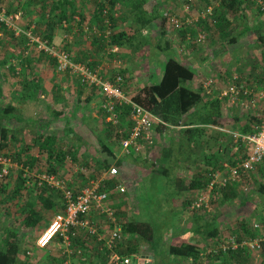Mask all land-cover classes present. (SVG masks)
Instances as JSON below:
<instances>
[{
	"label": "rangeland",
	"instance_id": "obj_1",
	"mask_svg": "<svg viewBox=\"0 0 264 264\" xmlns=\"http://www.w3.org/2000/svg\"><path fill=\"white\" fill-rule=\"evenodd\" d=\"M31 0H0V6L5 7L6 11L8 13H15V12H21L22 13V20L21 25L23 28H29L31 26L36 27V34L43 36V31L45 30L46 24H47V18L48 16H45L50 11L48 8L42 7L41 1L38 4H32L30 2ZM74 5V14H71L72 11L67 8L68 15H72L73 21L76 23H80L77 30H73L72 32L76 33L78 35L79 33L82 34L83 37L81 38H87L90 37L89 35H86V33H82L83 28L88 27L87 29L92 28V26L95 24V21L93 20L92 12L95 9L96 3L98 0H68ZM184 1H188L185 3ZM256 1V0H255ZM254 1V2H255ZM260 2L264 3V0H259ZM200 2V4H199ZM253 2V0H250V3L246 5L245 9V16L248 23L251 22H257V21H263L264 22V14H259L261 11L260 7L256 5ZM184 4V7L181 9V13L176 12V16L174 15L170 19H173L174 21H177V23H180L183 21L185 25L193 24V28L196 29L197 23H195L194 19L199 18V13L205 14L207 12L208 6L205 7L202 3V0H177L173 2L172 4L168 5L165 0H154V2H150L146 5V8L149 9L151 5H155V8L159 13L163 12L165 13L167 10H176V4ZM199 5V6H198ZM29 7H32V10H30ZM68 11H71L70 13ZM36 14L38 18H33L29 22L30 15ZM230 16V15H229ZM74 17L78 18V20H74ZM24 18V20H23ZM185 18V19H183ZM242 19V18H241ZM22 21H24L22 23ZM78 21V22H77ZM188 21V24L186 22ZM71 22V21H70ZM198 22V21H197ZM234 24L236 25V29L232 31V35H236L239 31H241L240 21L234 20ZM28 25V26H27ZM175 24L170 23L167 24L166 29L167 31H170L172 33H177ZM154 27V26H152ZM58 28V27H57ZM61 28V27H60ZM126 30V28H124ZM227 33H230L231 27L227 28L225 30ZM103 32H106L103 31ZM149 33V32H148ZM264 33V30H263ZM4 37L2 41L0 42V59L3 57V60L0 61V84L3 88V98L0 100L3 107H14L15 111H20L22 113V118L27 121L29 119L36 120L37 122L40 121H47V114L44 109V105H40L41 101L42 103L49 101L46 100V96L48 95L49 91L50 93L56 92L54 89H59L58 93L63 92V94H58L60 97L62 95H65L66 92L68 93L70 91L71 86H69L66 81L62 82L61 80H57L58 82H52L49 81L45 82L44 77L45 75L48 77H51L50 75L56 74L55 66H53V63L51 61H48L47 59H41L40 53L35 49L30 52L29 55L24 56L23 52V41L22 43L19 42V40H15V38L12 36V34H6L4 33ZM151 34V32H150ZM80 36V35H79ZM78 36V38H79ZM102 36V35H101ZM94 38V36H91V38ZM92 38V39H93ZM204 38V37H203ZM200 37H194L191 41H188L189 43L181 44V47H177V52H180V49L187 54V56L197 55L196 59L197 61H212L211 63V71L216 72V75H220L219 79L218 77L211 76L208 79H205L201 83H206L209 80H212V85L210 87V93L211 94H217L221 93V91L225 90L227 86L230 84V81L232 80V76H236V86L237 89L240 91V94L235 99H228L225 101L226 109L232 110L228 112V117L224 118L226 120V127L228 132L227 137L225 136L224 143L219 144L216 143L213 139L214 137L209 136L210 146L213 150H216V152H221L222 147L225 146L226 148L223 149V155L221 157H224L223 160H227L229 154V160L225 161L226 163L232 164L235 163L238 160L239 157H243L244 155V149L242 147V144L235 143L234 134H239L240 132L233 127L232 124V113H237L239 115L240 113H244L247 115L248 113L253 112L254 115H256V111H258L257 106L260 108H264V49L263 48H256L255 40L247 37H243L242 39H239L235 44H231L229 42V37L227 38H221L219 34H215L213 32V35H209L208 39H203ZM6 39V40H5ZM71 39V38H70ZM85 40V39H83ZM104 40L107 41V37ZM198 40H200L198 42ZM215 41L214 45L210 44L209 42ZM10 45H8L7 43ZM82 41V40H77ZM12 42V45L11 43ZM184 42V41H182ZM59 44V42L57 41ZM102 43V42H101ZM55 45L58 48H64L65 45ZM103 44V43H102ZM107 44V43H105ZM255 45V46H254ZM212 46V48H211ZM218 46V47H217ZM10 49V52L8 51ZM200 49V54H196L195 51ZM65 50H67L65 48ZM135 50V49H134ZM155 51V50H153ZM137 52V50H136ZM138 52H141V49H139ZM137 52V53H138ZM189 52V55H188ZM70 53V52H69ZM109 53V54H108ZM148 53V52H147ZM154 52H152L153 54ZM71 57L72 54L70 53ZM109 55L110 58L108 57ZM108 57V59H107ZM105 59L103 61H119L118 54L116 56H113L110 49L107 50L105 54ZM14 59L15 61V67L12 68L13 70H8L5 66L7 64V61ZM163 57H159V55L155 54L152 55L151 58H147L146 61H164ZM80 61V60H78ZM166 61V60H165ZM2 63H5V65H2ZM17 71H16V70ZM234 73V74H233ZM59 74V73H58ZM233 74V75H232ZM61 75V74H59ZM64 75V74H62ZM117 75V74H115ZM115 75L112 74L111 78H113ZM58 76V75H57ZM122 76V75H121ZM38 82L39 85V91L41 90V95L39 96L38 103L33 102L31 100V97L28 96V91L30 89V86L33 85L35 79H41ZM74 80L73 76H70L68 74L67 79ZM65 83V84H64ZM64 84V85H63ZM73 85V83H72ZM54 87L53 90H49V88ZM58 87V88H57ZM64 87V88H62ZM85 88V87H82ZM75 89V88H74ZM220 90V91H219ZM247 90L250 92L251 97L244 98L241 94L242 91ZM210 94V95H211ZM207 96L206 94H204ZM42 96L45 97L44 100L42 99ZM251 98L255 102V108L252 107V104H250ZM70 103V102H69ZM72 104V103H70ZM57 113H61L62 115L59 118L51 117V123H50V134L55 133L56 137L59 135L60 138H58L57 145L58 148H60L63 151H68L70 146L73 145V143L76 144V148L72 149L74 151L75 160L73 161L70 159V157L67 158L65 161V164L57 171L56 174L62 180H64L69 187H72L75 190H79L86 185H88L90 182L95 181L98 177L96 172L93 171L92 162L87 160L88 156L93 155V153L97 150H101V136L102 133L104 134V137L108 140L106 142V145L111 146L112 149L116 150L118 149V145L120 140L116 137L114 129L112 132L110 131L109 127L104 122L101 112H99L98 119H95V124L90 125V132L82 130V126L79 129L77 127V124L74 123L76 126L73 128L75 136L80 139V142H76V139L73 140V136H69L67 138L65 137V132L63 131L66 126L65 123H67V119L71 120L67 117V115L64 113L67 112V109L69 107L68 103L54 105ZM237 109V110H235ZM63 113V114H62ZM65 116V117H64ZM258 120L257 125L260 124V120ZM75 120V118H74ZM69 122V126L72 121ZM78 118L76 117V121ZM33 122V121H30ZM29 122V123H30ZM79 124V123H78ZM81 124V123H80ZM9 128H20L22 124H17L16 122L10 121L7 123ZM95 125V127H94ZM88 126V124H87ZM93 126V128H91ZM124 128V127H122ZM109 129V131H108ZM255 129V128H254ZM253 129V130H254ZM103 131V132H102ZM121 131H124V129H121ZM63 132V133H62ZM214 135V134H212ZM204 138L207 137V133L205 135L203 134ZM61 139V140H60ZM27 143H18V142H8L6 144V147H4L0 151V157L6 159L8 162L7 166H0L1 168H6L7 175L0 178V219L2 220V224H5L6 222L10 221L11 224L14 222L20 223L22 221V216L20 214V210L22 209V205L25 203V199L27 197H31L32 201L36 204V194L38 191L37 186H35L36 178L35 176L41 172H46L47 165L45 163V156L40 155L38 153V149L33 144L31 139H26ZM105 140V139H104ZM103 140V141H104ZM75 141V142H74ZM62 144V145H61ZM79 144V145H78ZM29 146V149H25V146ZM218 148V149H217ZM226 151V152H225ZM20 156V158L18 157ZM37 158V163L34 164L32 168L25 167L24 161L30 159V158ZM20 159V160H19ZM29 161V160H28ZM222 163V162H221ZM218 169V168H217ZM22 174V178L26 180L25 186L23 190L21 191L20 196L17 198V200L7 201L5 200V196L11 194V191L19 184V181L17 179L18 175ZM183 174L179 173L178 175ZM141 177V176H140ZM138 177L137 179H141ZM188 175L183 176V179L188 180ZM250 180L247 185V188H244L242 186H237L235 188V193L238 194L237 197L231 202L226 203L225 205H220L219 198H217V191L218 189L215 187L213 191L209 194V202H208V210L202 208L199 211L194 212L195 215H203L205 219H209L211 215H222L223 221L218 222L216 221L214 224L219 228V234H220V240L217 241L220 244L216 245V240L205 242L208 247H211L210 249L217 250L222 249L221 247H228L230 240H238V235L241 237L240 240L245 239L246 240V234L241 232L240 226L245 225L248 230L252 229V225L256 222L261 223V225L264 226V220H261L259 218L262 214H264V205L262 202V198H256L255 191L253 189L255 188V183L260 182L264 179V169L261 170V168L254 170V172L249 176ZM143 179L141 182V186L139 187L136 185V191L135 186L134 189H129V194L125 195H119V194H111V205L110 207L113 209L115 217L118 219V224L124 221V217H122L121 213H124L126 217H133L136 221H142L144 223H148L151 228L153 229V242L160 246L162 245V239L164 236L169 235L170 237L165 242L167 244H171V242L177 241L175 236L177 233H181L182 231H185L187 226L184 225L185 219L192 218V212L189 209V205L196 200V198L199 196V193L205 192L203 191H195L196 194L194 195L193 192L191 195H189L185 200L184 203L191 202L189 205H185L180 212L177 208V205L175 201H169L171 198L175 196L174 194V188L176 187L175 184L171 181V178L169 177H159L158 179ZM247 189V190H246ZM55 192V191H54ZM55 197L53 199L56 202V207L52 210H44L43 208H40V205L37 203L36 209L37 211L43 215L46 222H50L54 215L58 212L57 207L59 208V205L61 204V194L56 191ZM176 197V196H175ZM174 197V198H175ZM246 197L248 199V204L245 206L241 205L242 199ZM245 198V199H246ZM110 203V201H109ZM188 206V207H187ZM175 208V209H174ZM56 212V213H55ZM264 217V215H263ZM43 223V222H42ZM44 223L41 224V229L44 225ZM120 225V224H119ZM46 228V226L44 227ZM41 229L40 232H42ZM2 228L0 225V237L2 235ZM130 238L128 237L122 242L123 243V250L130 249V253L128 256H134V254L140 252L138 251V247H132L129 248V245L132 243L130 241ZM173 239V240H172ZM134 241V239L132 238ZM163 243L164 244L166 243ZM121 243V244H122ZM200 245L203 246L201 243V240L198 242ZM121 244L119 245V252L121 253ZM126 244V245H125ZM264 248V244L262 245ZM127 248V249H126ZM129 248V249H128ZM163 249V248H162ZM145 252V251H144ZM125 253V252H124ZM206 251H204L203 256L207 255L205 254ZM126 254V253H125ZM145 255V253H143ZM124 255V254H123ZM261 252L252 251L249 250V263L248 264H260L262 261H264V258ZM227 259V258H225ZM203 263L208 264H221V261H214L212 263L208 262L206 258L202 260ZM226 261V260H225ZM133 262L135 263V259H133ZM179 263H181L179 261ZM226 264H233L227 262Z\"/></svg>",
	"mask_w": 264,
	"mask_h": 264
},
{
	"label": "trees",
	"instance_id": "obj_2",
	"mask_svg": "<svg viewBox=\"0 0 264 264\" xmlns=\"http://www.w3.org/2000/svg\"><path fill=\"white\" fill-rule=\"evenodd\" d=\"M40 1L42 7L48 8L50 11L45 15L48 16L47 24L45 26V33H43V36H40L38 34L39 37L47 40L49 44H53V30L56 27H61L60 29H62L64 33L63 41L69 42V38H71L72 40L75 33H73L72 31L77 30L79 25H81V22L79 24L75 22V24L69 25V23L73 22V17H71L72 15H68L67 8H70V10L72 11L71 14H74V5L68 0H32L30 2L36 5ZM175 1L177 0H165L168 5L172 4ZM254 1L255 0H253V2ZM184 2L187 3L188 1ZM146 3L147 0H98L95 9L93 10V20L95 21V24L92 26V28H98L100 31V36L97 37L90 31L92 34L91 36H94V38H92L96 41H99L100 47H119L122 45L121 40L125 39L126 36H131L133 34L132 37L141 38L142 31L146 29L150 24L158 21L161 39L160 40L158 37V40H160L161 42L155 48L159 53L167 57L163 69V74L158 84L151 87H143L137 93V95L132 97V100L135 104L148 110L163 124L162 126L160 124H158L157 126L165 128L171 127L176 132V135L171 137L169 143L170 146L164 147L162 149L161 153L163 156L159 158V162L157 165L158 167L152 172L154 174H158L160 177L171 178V181L176 186L174 188L175 196L179 195L178 192L182 193L183 190H181V188L190 191H203L207 189V186L211 181V174L216 171L217 167H219L220 165L219 160L218 158H216V156L210 155L208 159L207 157L204 159V162L211 168L207 173V177H205L204 179H197L192 181L189 185H185L183 179L178 177V173L176 172L178 171V169H181L179 167V164H194L192 157L197 151H199V148H201V152L204 151L202 146L198 145V143L194 141L196 135L202 132L198 128V126H217V124L222 121V119H224L222 103L217 99L214 100L204 98L208 96L204 95L205 93L202 87L197 90H193L188 86V83L193 79V72L179 62V60L174 55V43L172 44L167 41L165 29L167 24H169V18L170 16H176V12L178 13L179 8L182 9L184 7V4H179L178 7L177 3L175 5L178 8L177 11L175 9H172L167 10L165 13H159V11L156 10L155 5H152L150 11L148 12L145 9ZM249 3L250 0H202L201 4H203L205 7L212 6L208 7L211 8L212 11L210 12V14H205L202 19L198 18V22H195L198 26L196 27V29L193 28L194 23L185 25L183 21H181V25H184L178 28V37L181 39V41H191L196 36H202L205 40L209 37L207 36L208 32L211 35H213L214 32L215 34H219L221 38L229 37V42L231 44H235L239 39H242L243 37L247 36V34H249V37L255 40L256 48L264 49V22H247L244 12L246 9V5H248ZM254 3L256 4V2ZM115 7H117V9L114 10ZM104 12L107 15H105ZM122 12H127L125 20L131 21V24L129 26V29H126V31L115 33L113 32V30L117 25L120 26L122 23L119 18L120 13ZM198 13L199 15H201L202 12ZM258 13L264 14V12L259 11ZM236 18L241 23V31H239L236 35H232V32L227 33L225 31L227 28L231 27V31H233L234 28L236 29L235 26L237 24H234V20L236 21ZM70 20L71 22H69ZM63 21L68 22L67 27H63ZM105 30L106 32H103ZM0 32L3 33V37L5 35L4 33L10 35L12 34V32L6 29L3 25H0ZM104 37L105 39L107 37V41L104 40ZM2 39H0V42L2 41ZM209 43L213 44L214 46L215 41L213 40ZM67 44V42L64 43V49H67ZM139 49L140 48L137 49V52L139 51ZM39 53L41 59H47L48 61H51L53 63V66H55L56 60L54 58L48 57L42 52ZM12 60L13 59L7 61V64L5 66L8 70H13L12 68H14L13 66H11ZM2 65H5V63H2ZM76 84L79 85L78 83ZM80 86L81 85H79V87ZM2 90L3 88L0 84V100L3 98ZM34 90H36V88H34ZM257 108L260 107L257 106ZM15 110L16 109L14 107H3L0 101V151L4 147H6V144L8 142L27 143L26 139H31L33 144H35V146L37 147L38 153L45 156L44 164L47 165L46 172L49 174H56L57 171L65 164V161L68 157H70L72 162L76 161L74 151L72 150L76 148L75 143L70 146L68 151L61 150L60 148L62 147L58 148L59 145H57L58 139L56 137V134H50L49 132L51 123L50 117L47 118V121L40 122L29 119L26 121L25 126L22 128H9L7 123L10 121L14 120V122H16L17 124H23L25 122V120L22 118V113ZM116 110L120 115V122L117 126L121 129H125V126L129 127L130 108L128 106H121L117 107ZM60 114L61 113H54V118L61 117L62 115ZM184 116H187V118L184 122H182ZM233 117L234 119H237L235 115ZM257 122L258 120L256 119V117H249L248 125L238 131L243 135L250 134L254 131L253 126L257 124ZM106 125L109 127V129H111L110 131L112 132L113 126L110 124ZM181 126L183 127V129ZM64 132H66L64 138L72 135L74 138L73 140L76 139V142H80L79 138L76 137L73 132H71L68 126L66 130H64ZM126 135V132H123L122 137H120L119 135H116V137L120 140L121 138H125ZM101 145V150L99 152L105 157L104 160L93 158L94 160L91 161L94 170L93 172H96L97 175H101L105 171H107L110 166H115L119 172L120 169L123 170V163L125 158L122 157L120 159H116V156L114 154L115 149H112L111 146H108L106 144ZM25 147V149H29V146L26 145ZM245 156L246 154L244 152L242 159ZM18 157L20 158V156ZM37 158H30L28 159L29 161H24L23 165L25 167L29 166L30 168H32L34 164L37 163ZM170 158L173 159L171 160ZM170 160L172 161V163ZM166 161L169 162V164L166 166V168H164ZM258 168H261V170L264 169V162L258 165L255 170H257ZM17 179L19 181V184L11 191V194L5 196L6 202L17 200L25 186L26 180L22 178L21 173L20 175H18ZM116 182V179H108L107 187H109V189H113ZM35 186L37 185L35 184ZM236 187L237 186L235 184H231L225 188H217L218 190L215 192L217 193V198H219L218 200L220 205H225L226 203L231 202V200L237 197L238 194L235 193ZM253 191H255L256 198L263 199L262 202L264 205V179L260 182L255 183V188L253 189ZM55 194L56 193L54 192V190L46 186L40 187L38 188L36 194V204L34 201H32L31 197H27L25 199L24 205L21 206L22 209L20 210V214L23 218L20 223L14 222L11 224V222L8 221L5 224H2V220L0 219V225L3 230L0 237V264H27L25 260L22 261L20 257V235L24 233L29 237V234L40 228L44 217L37 211L36 205L38 203L40 205V208H43L47 211L54 209L57 206L55 200L53 199V197H55ZM174 197L169 201H175L176 197ZM245 198L246 197L242 199V206L248 204V199ZM190 203L191 202L184 203L183 206L189 205ZM191 212L193 224L187 226L186 231L189 234L195 235L196 239L197 237H199L202 240L201 243L203 244V246L199 243H196L197 240H195L194 242L192 241V239L183 244L171 245L168 249V253L172 258L181 261L183 264H204L202 261L204 257L210 263L220 260H222L221 264H226L229 261L230 263L233 262V264L249 263V250L228 249L224 251L218 248H216L217 250H214L210 249L211 247H208V245L205 243L208 241L216 240V245L218 246L220 244L219 242H217L220 240L219 228L214 223L216 221L222 222V215L218 216L213 214L211 215V217H209V219H205L203 215H195L194 212L196 211ZM263 215L264 214L259 217L261 218V220H264ZM119 226L121 227V231L123 234L129 235L133 239L135 238L140 245L148 246L151 249H158V246L160 244L156 245L152 241L153 229L148 223L132 220L130 222L120 224ZM246 227L247 226H245L244 224L240 226L241 232L246 234V240L254 239L257 234L252 229L248 230ZM240 237L241 235H238L237 242L241 241L239 239ZM129 251H125L126 255L131 254V251ZM204 251H206V256H203L202 254L204 253ZM259 252H261V254L264 256L263 246L261 247ZM121 254L123 253L121 252ZM102 255H104L103 258L106 257L105 253H103ZM260 264H264V262L262 261Z\"/></svg>",
	"mask_w": 264,
	"mask_h": 264
},
{
	"label": "crops",
	"instance_id": "obj_3",
	"mask_svg": "<svg viewBox=\"0 0 264 264\" xmlns=\"http://www.w3.org/2000/svg\"><path fill=\"white\" fill-rule=\"evenodd\" d=\"M150 2H154V0H147L146 5ZM146 5H145V9L149 12L152 5L150 6L149 9L146 8ZM29 8H30V10H32V7H29ZM115 9H117V7H115L114 10ZM176 9H177V6H176ZM180 11H181V9L179 8L178 13ZM70 12L71 11H69V13ZM126 13L127 12L120 13L119 18H120V21L122 23L120 26L117 25L116 28L113 30V32L116 33V32L126 31L124 28L129 29L131 21L125 20ZM93 14H94V11L92 12V15ZM30 16L31 17L29 19V22L31 21V19L33 20L32 17L38 18V16L36 14H34V15L31 14ZM23 20H24V18H23ZM74 20H78V18L74 17ZM23 22L24 21H22V23ZM73 24H75V21H73L72 23H69V25H73ZM152 26H154V27H152ZM90 29L87 30L88 33H86L87 31H85V28H83L82 33L83 34L86 33V35L90 36V35H92L90 32ZM43 32L45 33V30ZM150 32H151V34H150ZM229 32H232V31H229ZM63 34H64L63 30L60 29V27L59 28L56 27L52 33V43L57 45L58 44L57 41H58L60 45H61V43H62V45H64V43L67 42L68 43L66 45L67 50L72 54V56L76 60L75 62L83 63V64L89 63L93 67H100L102 70L101 73L107 78L111 77L112 74L113 75H115V74L122 75V77H123L122 89H123L125 95H127L128 97H134L135 95H137V93L143 87L154 86V85L158 84L161 80L164 65L166 63L165 60L167 57L165 55H162L161 53H159L158 50L155 48L161 42L160 41L161 40L160 39V29L158 26V21L150 24L146 29H144L142 31L141 38L132 37L133 34L131 36H126L125 39L121 40L122 45L119 47L118 46H112L110 48L100 47L99 41L92 39L91 36L87 37V38H81V37H83L81 33H79L76 36L74 33L75 37L73 36L72 40L69 38L68 39V40H70L69 42L63 41ZM128 34H129V32H128ZM165 34H166L167 41H169L172 44L174 43L173 51H174V55L176 56V58L179 60V62L183 66H185L186 68H188L189 70H191L193 72V79L191 82L188 83V86L191 89H193V90L199 89L200 87H202L201 83L203 81H205V79L210 78L212 75L215 77H218V79H219L220 75L218 76V75H216V72L211 71L212 61H197V59H196L197 55L187 56V54H185L181 49H180L179 53L176 51L177 47L178 48L181 47V44H183V43L186 44V41H187V43H189L188 40H185L184 42H182L181 39L178 37V34L176 32L172 33L170 31H167V29H165ZM209 35H210V33L208 32L207 36H209ZM78 36H79V38H78ZM247 36H250V35L247 34ZM247 36H245V37H247ZM158 37L160 40H158ZM83 39H85V40H83ZM15 40H19V42L22 43L21 40H23V39L15 38ZM77 40H82V41L77 42ZM4 42L7 43L6 41H4ZM10 43L12 45V42H10ZM7 44L10 45L9 43H7ZM138 48L141 49V52L137 53L136 50ZM211 48H212V46H211ZM108 49H110L113 56H116L118 54L119 61H111V60L103 61V59L106 60L105 54H106ZM153 50L156 51V55L158 54L159 57H163V59H165V60L164 61H146L147 58H151L152 55L155 54V51H153ZM199 50L200 49L195 51V53L197 52L198 55L201 52ZM8 51L10 52V49H8ZM144 52H145V54H144ZM152 52H154V53L152 54ZM188 55H189V52H188ZM110 56L111 55H109L108 57L110 58ZM108 57H107V59H108ZM2 60H3V57H1L0 61H2ZM78 60H80V61H78ZM50 76L51 77H48L45 75V77H44L45 82L49 81L50 83H52V82L56 81V83H57L58 82L57 80L59 79L62 82L66 81V83H68L72 89H70V91L68 93L66 92L65 95H62V97H60V95H58V94H63V92L58 93L59 89L58 90L54 89L56 92H53V93H50V91H49L48 95L46 96V98H47L46 100H49V101L42 103L41 101H39V96L41 95V90L39 91L38 82L40 80H43V78L35 79L34 85L30 86V89L28 91V96L31 97V100L33 102H36V103H38V101H39L41 103L40 105L45 106L44 109L46 111L47 118L48 117H50V118L54 117V113H57V110H56L54 105H58V103L63 104V105L65 103H68L69 107L67 109V112L64 113V115L66 114L67 117L70 118L71 120H74V118H75V120L71 122L70 126H69L68 121H71V120H69V119L65 120V121H67V123H65L66 126L63 127L64 130H66V128L68 126V128H70L71 132H73V134H75L74 133V129H75L74 127L76 125L74 123L77 124V127L79 129L82 126V128H81L82 130H85L88 132L93 130V129H90V125L92 123L95 124V119H98V117L100 116L99 112H101L100 111L101 97L97 93V91H95L94 89L82 88L81 86L79 87V85L76 84V81H74L72 79L70 80V78L67 79L68 74L59 75L58 73H56V74H52ZM233 77H237V75L236 76L233 75L232 78ZM36 83H37V85H36ZM72 83H73V85H72ZM35 85H36V87H35ZM34 88H36V90H34ZM53 88L54 87H51V88H49V90H53ZM62 88H64V87H62ZM44 98L45 97L42 96L43 100H44ZM204 98L214 99V100L217 99L218 101H220L222 103L223 118H227L228 112L233 110V109L232 110L226 109L225 99L224 100L220 99L219 93H217L216 95L211 94V96L204 97ZM69 102L72 104H70ZM46 108L49 110H47ZM257 109L259 110L260 108H257ZM235 110H237V109H235ZM256 113H258V111H256ZM253 114H254L253 112L248 113L247 115H245L244 113H240L239 115H237V113H232V120H233L232 124L234 125L233 127H235L237 130L244 128L249 123V117H254ZM101 115H102V113H101ZM234 115L236 116L237 119H234V117H233ZM76 117L78 118L77 121H76ZM102 118H103V115H102ZM186 118H187V116H184L182 119V122H184ZM25 123H26V121L22 124V126L20 128L24 127ZM87 124H88V126H87ZM94 127H95V125H94ZM255 127H256V124L253 126V128H255ZM91 128H93V126ZM198 128L202 132H200L198 135H196L194 141L197 142L198 145H201L202 148L204 149V151L201 152V150H200L201 148H199V151H197L196 153L194 152L195 154L192 157L194 164H191V165L179 164L180 165L179 167L181 169H178V171L176 172L178 174L183 173V174L177 175L178 177H180L182 179H183L184 173H185V175H188V177H187L188 180L183 179L185 185H189L194 180L202 179V178L204 179L205 177H207V175H208L207 173L210 171L211 168L209 165H207L204 162V159L206 157L208 159L210 157V155L216 156V158H218V160H219V164H221V162L225 163V161H228L230 159L229 154H227L228 155L227 160H225L226 158L223 160L224 157H221L224 153L223 149L226 148L225 146H223L222 151L218 153V152H216V150H213L211 148V146L209 145L210 141H212L213 139L215 140L216 143H219V144L224 143L223 139L225 138V136L227 137L226 133L228 132L227 129H229L226 127V120L225 119H222V121H220L217 124V126H198ZM113 129L115 131V134H116V131H121V128L118 126L113 127ZM182 129H183V127H182ZM154 132H155L154 141L152 143H150L145 148L144 152L141 155L136 156V157H125L121 154V150H120L119 145H118V149L114 153L116 156V159H120L122 157L125 158L124 163H123L124 168H123V170L120 169V172H119V177H120L119 179L122 182H124L126 185L134 184L135 191H136V187H137L136 185H138L140 187L141 184L143 183V182H141L143 179H145V180H147L149 178L150 179H155V178L158 179L160 177L158 174H154L152 171L158 167L157 165L159 162V158H161V156H163L161 153L162 149L164 147H167V146L169 147L171 137L176 135V132L174 131L173 128H171V127L165 128V127H160L157 125H155ZM205 133H207L206 138H204V136H203V134L205 135ZM212 134H214V135H212ZM239 134H241V133H239ZM120 136L122 137V134H120ZM209 136L214 137V138L209 140ZM58 138H60L59 135L57 136V139ZM101 140H102V144H106V142L108 141L104 137L103 133L101 136ZM174 145H176V144H174ZM104 157H105L104 155H102L99 151L96 150L93 153V155L88 156L87 160L93 161L94 160L93 158H97L99 160H104ZM238 160H241V157H239ZM171 163H172V161H171ZM168 164H169V162L166 161L164 168H166V166ZM179 167H177V168H179ZM138 177H140L141 179H137ZM237 186H240V184L239 185L237 184ZM177 190H178V188H177ZM181 190H183L182 193L178 192L179 195L176 196V200H175V202H177L176 203V205H177L176 209H179L180 212H182V210L185 209V208H183L184 207L183 206L184 200L189 195H191L192 192L194 195L196 194L195 191L186 190L184 188H181ZM112 194H115V193H112ZM111 201L112 200H111V196H110V205H111ZM57 209L59 210L58 207H57ZM121 215H122V217L125 216L124 221H122V224L134 220L133 217H126V215L124 213H121ZM92 220L94 221V223L98 227V230L101 234L107 235L109 233V231H111L112 226L104 216H98L97 214H93ZM43 223L45 224V219L43 220ZM191 224H193L192 218L185 219L184 225L189 226ZM47 225H48V222H46V224L41 229H43L45 226L47 227ZM117 225H119L118 219H117ZM41 229L35 230L31 234H29V237H28V235H25L24 233H22L20 235V240H21L20 257H21V260L22 261L25 260V262L27 264H64L65 260L61 256V251H60L61 240L59 238L54 239L46 249H38L36 247L35 243H36L37 238L41 234V232H40ZM127 236L130 237L129 235H127ZM174 236H175L177 241H175V242L172 241L171 244H167L165 242L166 240L164 239V237L168 239L170 236L169 235L164 236L162 239L163 240L162 245L161 246L159 245L158 249H151L148 246H142L137 242V240L135 238H134V241L132 240V238H130V241H132V243L129 245V248H131V249H132V247H138L139 248L138 251H140V252L134 254V256H138V257H140V259L143 260V262L141 264H183L181 261H180L181 263H179V260H176L169 255V253H168L169 247L171 245H174V244L186 243L190 239H192V241H194V242H195V240H197L196 243H198L201 239L199 237H197V239H196L195 235L189 234L186 230L182 231L181 233H177ZM164 242L166 244H164V246H163ZM121 246H122L121 252L124 255H126L124 252L127 250H123V243L121 244ZM78 248L80 250H82V255L81 256L72 255L68 260L70 264H108L107 258L106 257L103 258L104 255H102L103 253L99 252L97 244L95 243V241L90 239L87 236L86 231L83 229H77L76 230V239L72 241V249L75 250ZM143 253H145V255ZM126 256H128V255H126ZM262 257H264V256H262ZM204 264H206V263H204Z\"/></svg>",
	"mask_w": 264,
	"mask_h": 264
},
{
	"label": "built area",
	"instance_id": "obj_4",
	"mask_svg": "<svg viewBox=\"0 0 264 264\" xmlns=\"http://www.w3.org/2000/svg\"><path fill=\"white\" fill-rule=\"evenodd\" d=\"M255 2L261 11H264V3L259 0ZM211 11V8H207L205 14H210ZM104 14L107 15L105 12ZM205 14L199 15V18L202 19ZM22 16L21 12L8 13L5 7L0 6V25L10 30L14 38L23 39L24 56L29 55L32 50L36 49L56 60L55 70L57 73L69 74L82 87L96 90L101 97L100 111L106 124L113 127L117 126L120 122L117 107L128 106L130 108V125L125 127L124 131H116V135L119 136L123 132L127 133L125 138L120 139L119 147L121 154L125 157L141 155L145 148L154 141L155 125L163 124L148 110L135 104L132 97L125 95L122 89L123 77L115 75L113 78H107L101 73L100 67H93L89 63H76L64 48H58L53 44H49L47 40L40 38L36 34L34 25L26 29L23 28L20 24ZM170 18L169 22L175 24L176 29L184 25ZM197 20V18L194 19L195 22ZM186 24H188V21ZM62 25L67 27L68 22L63 21ZM87 30L89 29L85 28V31ZM90 31L93 35L100 36L98 28L93 27ZM2 38L3 33L0 32V39ZM200 38L203 37L200 36ZM15 61L12 60L11 66L15 67ZM236 81L237 77H233L228 87L219 94L220 99L227 101L239 96L240 91L237 89ZM211 85L212 80L202 84V89L207 96H211ZM241 94L245 99L251 97L250 92L247 90L242 91ZM250 104L255 108V102L252 98ZM254 117L260 120V124L255 127L252 133L233 135L235 143L240 142L242 144L246 156L234 164L221 163L218 169L211 174V181L206 191L199 193L196 200L190 204L189 209L191 211H199L202 208L208 210L209 194L215 187L225 188L231 184L236 186L240 184V186L243 185L244 188H247L250 180L249 176L258 165L264 162V108H260ZM8 162L0 157V166H7ZM6 175V168H1L0 178ZM97 176L95 181L79 190L69 187L57 175L41 172L35 176L37 187L46 186L61 194V204L58 212L41 232L35 245L38 249H46L54 239L59 238L61 240V256L65 260L64 264H70L68 260L72 255H82V250L79 248L72 249V241L76 239V230L83 229L86 231L87 236L95 241L99 252L106 254L108 264H141L143 260L140 257L126 256L119 252V245L127 238V235L123 234L121 227L117 225V219L109 203L112 193L129 194V189H134V186L133 184L126 185L119 179V171L115 166H110L107 171ZM108 179L117 180L113 189L107 187ZM93 214L104 216L109 221L112 228L107 235L99 232L98 227L92 220ZM252 230L257 234L254 239H243L239 242L235 239L230 240L228 247H221L222 250L246 249L258 253L264 244V226L259 222H255L252 225ZM133 259H135V263Z\"/></svg>",
	"mask_w": 264,
	"mask_h": 264
}]
</instances>
